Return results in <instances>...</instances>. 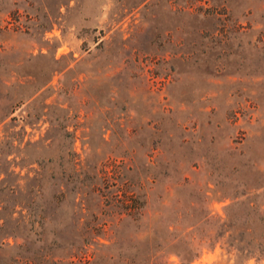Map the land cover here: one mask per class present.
I'll return each mask as SVG.
<instances>
[{
    "label": "rangeland",
    "instance_id": "374dc122",
    "mask_svg": "<svg viewBox=\"0 0 264 264\" xmlns=\"http://www.w3.org/2000/svg\"><path fill=\"white\" fill-rule=\"evenodd\" d=\"M0 264H264V0H0Z\"/></svg>",
    "mask_w": 264,
    "mask_h": 264
}]
</instances>
